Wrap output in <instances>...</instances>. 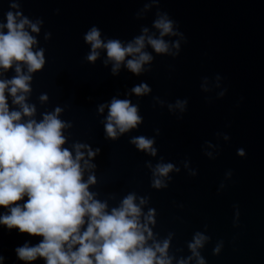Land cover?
I'll list each match as a JSON object with an SVG mask.
<instances>
[{"label": "water", "instance_id": "water-1", "mask_svg": "<svg viewBox=\"0 0 264 264\" xmlns=\"http://www.w3.org/2000/svg\"><path fill=\"white\" fill-rule=\"evenodd\" d=\"M8 11L40 21L39 31L29 32L37 41L32 50H44L45 64L30 74L25 100L35 113L22 120L40 122L59 107L58 118L70 125L62 129L61 147L73 156L77 143L100 148L90 160L95 168L83 174L85 181L95 179L88 187L94 199L111 211L133 194L141 223L154 209L147 244L169 241L172 264H197L188 246L196 233L208 238L197 249L205 264H264V0H0V23ZM164 13L178 34L165 35L170 51L157 54L147 36L159 37L153 22ZM93 26L102 40L124 44L147 28L143 51L153 59L143 65L145 71L137 76L121 64L113 75L104 49L88 61L91 47L84 35ZM16 75L15 64L0 69V79ZM141 81L151 92L137 96L131 89ZM113 97L128 99L142 118L114 140L104 131ZM185 99L183 108L177 106ZM11 100L8 96L10 110H20ZM140 136L154 139L155 155L130 142ZM240 148L243 156L237 155ZM169 162L179 171L160 177L167 187H153L156 165ZM41 240L0 225L4 264H45L40 257L21 261L14 251Z\"/></svg>", "mask_w": 264, "mask_h": 264}, {"label": "clouds", "instance_id": "clouds-1", "mask_svg": "<svg viewBox=\"0 0 264 264\" xmlns=\"http://www.w3.org/2000/svg\"><path fill=\"white\" fill-rule=\"evenodd\" d=\"M11 7L18 8V5L13 3ZM5 18L6 22L0 23V69L7 70L15 64L17 75L0 79V206L6 209V213L0 214V225L42 237L36 245L29 246L25 242L17 246L14 249L17 259L32 262L40 257L45 264H172L166 253L169 241L165 240L162 245L147 244L152 238L149 223L155 224L154 209H149L141 223V208L134 203L133 194L127 195L120 207L111 211L107 210L106 203L93 198L88 187L95 179L90 175L85 181L83 174L95 168L90 160L100 153V148L77 143L73 146V156L69 149L61 147L65 144L62 129L70 125L58 118L62 111L59 107L45 114L40 122L22 120L35 113V108L25 103L30 91V74L45 64L44 50H32L37 41L29 32V29L38 32L40 21L32 23L20 11H8ZM153 24L159 30V37L147 36V44L157 54L168 53L169 44L163 37L178 34L173 29L174 21L164 13ZM147 32V28L142 29L143 34L124 44L120 39L102 40L100 30L93 26L84 35V41L91 47L87 60L94 62L100 55L97 50L104 49L108 61L113 63V75L123 64L138 76L145 71L143 65L153 59L143 51ZM174 47L178 55L179 43ZM20 62L26 66L27 73H22ZM131 92L141 96L150 93L151 87L141 81ZM6 93L20 110H10ZM46 99V95L41 96L42 101ZM187 103V99L178 100L177 106L183 108ZM107 107L106 138L114 140L142 122L137 106L128 99L113 97ZM99 111H104V105ZM130 142L138 150L156 154L154 139L140 136ZM244 154L243 148L237 149V155ZM173 170L179 171L171 162L157 164L153 170L157 178L152 186L167 187L160 177H167ZM192 174L195 175V171ZM144 203L141 199L140 204ZM207 239L196 233L188 245L197 257V264H205L197 249ZM219 250L217 246L213 251L218 253ZM4 261V255H0V264ZM178 264H187V261L181 260Z\"/></svg>", "mask_w": 264, "mask_h": 264}]
</instances>
